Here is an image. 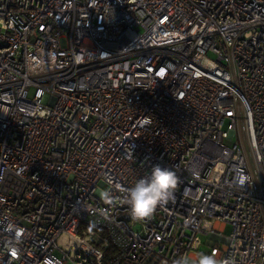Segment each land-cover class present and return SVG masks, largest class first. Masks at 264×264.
<instances>
[{
	"label": "built area",
	"instance_id": "1",
	"mask_svg": "<svg viewBox=\"0 0 264 264\" xmlns=\"http://www.w3.org/2000/svg\"><path fill=\"white\" fill-rule=\"evenodd\" d=\"M201 253L264 264V0H0V264Z\"/></svg>",
	"mask_w": 264,
	"mask_h": 264
},
{
	"label": "clouds",
	"instance_id": "2",
	"mask_svg": "<svg viewBox=\"0 0 264 264\" xmlns=\"http://www.w3.org/2000/svg\"><path fill=\"white\" fill-rule=\"evenodd\" d=\"M179 177L168 167L160 164L152 166L150 174L138 179L134 186L128 189L126 203L135 220H147L152 217L158 207L173 201ZM174 264H228L227 261L216 259L214 255L199 254L198 258L190 259L182 256Z\"/></svg>",
	"mask_w": 264,
	"mask_h": 264
},
{
	"label": "rangeland",
	"instance_id": "3",
	"mask_svg": "<svg viewBox=\"0 0 264 264\" xmlns=\"http://www.w3.org/2000/svg\"><path fill=\"white\" fill-rule=\"evenodd\" d=\"M241 134H242V141H243L244 144H245L246 139H245V135H244L243 130H242ZM237 136H238V134H237ZM224 143H225L226 145H229V144H231V141H230V140H224ZM99 186H100L101 188H103V189L106 188V186H105L103 183H99ZM223 232H224V234L227 235V234L230 232V226H229V225L224 226V228H223Z\"/></svg>",
	"mask_w": 264,
	"mask_h": 264
}]
</instances>
